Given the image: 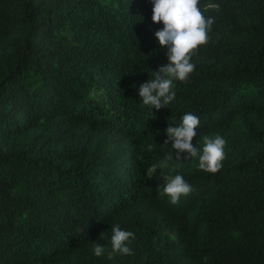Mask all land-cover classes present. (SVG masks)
I'll list each match as a JSON object with an SVG mask.
<instances>
[{
  "label": "trees",
  "instance_id": "1",
  "mask_svg": "<svg viewBox=\"0 0 264 264\" xmlns=\"http://www.w3.org/2000/svg\"><path fill=\"white\" fill-rule=\"evenodd\" d=\"M200 8L208 43L157 110L138 96L168 62L151 0H0V264H264V0ZM188 112L199 152L226 141L215 174L163 145ZM177 174L172 204L158 175Z\"/></svg>",
  "mask_w": 264,
  "mask_h": 264
},
{
  "label": "clouds",
  "instance_id": "2",
  "mask_svg": "<svg viewBox=\"0 0 264 264\" xmlns=\"http://www.w3.org/2000/svg\"><path fill=\"white\" fill-rule=\"evenodd\" d=\"M151 4L152 22L163 25L154 35L158 45L166 49L168 62L154 71L153 79L140 84L138 96L144 105L159 110L175 99L174 81L186 82L194 71L195 65L191 58L201 45L208 43V32L214 21L204 15L200 8V0H151ZM199 125L198 116L191 112L183 114L179 126L169 125L166 128L167 139L163 141V145H169L171 142L177 160H181V153H187V157L190 158L198 156V168L215 174L223 166L226 141L219 135L214 139L205 136L202 153L199 152L192 144ZM153 149V144L146 145L147 151L151 152ZM171 159L172 155L166 156L160 167H166L167 161ZM157 168L153 167L148 177ZM164 178L163 192L170 198L172 204H177L181 196H186L192 191V186L180 174ZM111 231L112 251L125 255L133 254L128 245L135 238L134 233L122 230L118 224L113 225ZM103 253V246L96 244L94 254L99 257Z\"/></svg>",
  "mask_w": 264,
  "mask_h": 264
},
{
  "label": "rangeland",
  "instance_id": "3",
  "mask_svg": "<svg viewBox=\"0 0 264 264\" xmlns=\"http://www.w3.org/2000/svg\"><path fill=\"white\" fill-rule=\"evenodd\" d=\"M216 6V4L215 3H213V2H210V3H208V4H205V7H215ZM164 177H168V176H163V175H158V178L159 179H164L165 180V178ZM169 178V177H168Z\"/></svg>",
  "mask_w": 264,
  "mask_h": 264
},
{
  "label": "built area",
  "instance_id": "4",
  "mask_svg": "<svg viewBox=\"0 0 264 264\" xmlns=\"http://www.w3.org/2000/svg\"><path fill=\"white\" fill-rule=\"evenodd\" d=\"M159 181H162V182H165V180L164 179H158Z\"/></svg>",
  "mask_w": 264,
  "mask_h": 264
}]
</instances>
